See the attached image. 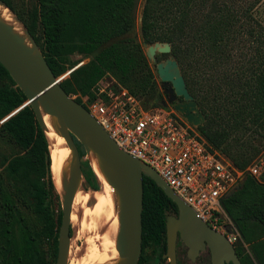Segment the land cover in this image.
Here are the masks:
<instances>
[{
	"label": "trees",
	"instance_id": "16d2710c",
	"mask_svg": "<svg viewBox=\"0 0 264 264\" xmlns=\"http://www.w3.org/2000/svg\"><path fill=\"white\" fill-rule=\"evenodd\" d=\"M261 1L143 0L139 43L130 36L136 0H35L27 16L0 0L54 77L71 70L59 86L78 95L79 104L109 74L144 109L159 107L162 96L142 43L168 44L167 56L203 117L199 135L240 170L264 147V25L252 13ZM73 55L90 59L74 68ZM24 102L0 66V139L16 150L0 155V264H54L60 200L44 134L28 105L18 109ZM141 181L144 241L158 237L163 213L174 204L146 176ZM222 207L247 246L246 264H264V182L246 177Z\"/></svg>",
	"mask_w": 264,
	"mask_h": 264
},
{
	"label": "water",
	"instance_id": "95a60500",
	"mask_svg": "<svg viewBox=\"0 0 264 264\" xmlns=\"http://www.w3.org/2000/svg\"><path fill=\"white\" fill-rule=\"evenodd\" d=\"M0 5L13 15L3 3L0 2ZM13 17L22 26L14 15ZM22 28L31 48L25 47L21 38L13 35L7 26L0 23V66L25 97V102L18 109L27 105L30 107L34 119L45 137V128L39 109L41 107L43 113L56 119L55 134L63 140L65 147L70 149L68 177L62 179V193L56 192L60 200V223L57 231L54 264L66 263V253L70 242V210L74 192L78 187L83 191L89 189L85 182L80 181L79 155L74 141L84 149V152L92 151L97 156L98 165L105 179L117 193L118 232L115 239L117 260L113 264H136L138 260L141 243V179L143 175L150 179L176 206L179 219L186 218L193 224H203L185 204L171 193L156 173L120 151L84 107L64 93L59 82L71 70L59 77H54L40 51L23 26ZM142 46L145 47L147 56L152 57L153 60L156 53H169V46L166 43L149 45L142 43ZM168 57L169 59L164 62L156 63L157 78L161 84L171 83L175 94L184 102L175 105V112L187 123L197 128L203 122V117L187 93L176 62L170 56ZM245 178L242 177L237 184L233 185L223 199L225 200L235 192ZM189 240L192 243L195 241V237L191 236ZM185 241L188 243V239ZM208 245L212 255L211 264H223L228 261H231L232 264H239L231 247L222 236L219 235L215 242H208ZM172 246L173 237L168 235V254H172ZM170 258L172 259V257Z\"/></svg>",
	"mask_w": 264,
	"mask_h": 264
},
{
	"label": "built area",
	"instance_id": "2783aa9c",
	"mask_svg": "<svg viewBox=\"0 0 264 264\" xmlns=\"http://www.w3.org/2000/svg\"><path fill=\"white\" fill-rule=\"evenodd\" d=\"M90 94L80 105L120 151L156 173L200 222L229 243L240 241L223 210V197L242 177L264 182V147L240 170L210 149L197 128L174 110L144 109L109 74L92 85ZM68 97L75 100L78 95Z\"/></svg>",
	"mask_w": 264,
	"mask_h": 264
},
{
	"label": "bare ground",
	"instance_id": "6f19581e",
	"mask_svg": "<svg viewBox=\"0 0 264 264\" xmlns=\"http://www.w3.org/2000/svg\"><path fill=\"white\" fill-rule=\"evenodd\" d=\"M0 23L7 26L13 35L21 38L25 47L31 48L24 30L20 29L13 15L2 5H0ZM39 109L45 128L51 179L55 190L61 194L62 179L68 177L70 149L66 148L63 140L55 134L56 119L43 113L41 107ZM86 154L99 182L100 190L83 191L77 188L74 192L70 222L76 220V210H78L82 214L80 227L83 230H89L91 236L90 233L88 238L83 236L86 239L83 240L81 247L73 251L68 248L66 262L71 259L74 264H113L117 260L115 239L118 232V197L116 191L105 179L98 165L97 156L92 151H88ZM98 179L101 180L102 184ZM72 241L70 240L69 246H71Z\"/></svg>",
	"mask_w": 264,
	"mask_h": 264
},
{
	"label": "flooded vegetation",
	"instance_id": "af4514ba",
	"mask_svg": "<svg viewBox=\"0 0 264 264\" xmlns=\"http://www.w3.org/2000/svg\"><path fill=\"white\" fill-rule=\"evenodd\" d=\"M163 215L164 220L158 237L155 236L150 240L144 239V241L141 239L136 264H211L212 255L208 242H215L220 234L205 224H193L186 218L179 219V212L175 205H168ZM168 235L173 237L172 254H168L167 250ZM191 236L195 237L192 243L189 240ZM222 237L225 239L224 236ZM185 239H188V243ZM226 242L231 247L238 263L246 264L244 260L246 254L238 243H229L227 240ZM223 264L232 263L228 261Z\"/></svg>",
	"mask_w": 264,
	"mask_h": 264
},
{
	"label": "rangeland",
	"instance_id": "374dc122",
	"mask_svg": "<svg viewBox=\"0 0 264 264\" xmlns=\"http://www.w3.org/2000/svg\"><path fill=\"white\" fill-rule=\"evenodd\" d=\"M11 1L17 10H19L21 7L23 8L24 16H27L30 14L31 9L34 7V4H35V0H11ZM142 3H143V0H136L135 9H134V18H135L134 29L130 33V36L134 37L136 39V41H138L139 43H141V40L139 38L138 28H139V15H140ZM252 13H253L254 17L257 18L264 25V0H262L260 2V4L253 10ZM19 26H20V29L23 30V28L21 27L20 24H19ZM142 49H143L144 54L146 55V59L149 63L150 69L152 70V72L155 76V79L158 83V90L162 96V101L159 102V107L169 108V109L174 110L175 105L180 104V103H184V102L181 98H179L175 94V90L172 87L171 83L161 84L159 82L157 75H156V72H155L156 63L164 62L166 59H169V57L167 56V54L156 53L154 55V60H153L152 57L147 56L146 49L144 46H142ZM71 59L73 61H77V64L75 67H78L79 65L85 64L90 58L89 57H82V56H78V55H73L71 57ZM74 142L76 144V147H77V150L79 153V168H80V175H81L80 181L86 183L87 187L89 188L88 190H93L92 187H95L96 191L100 190L99 182L97 181L95 174H94V171L90 165L88 155L86 154V152H84V149L76 141H74ZM15 151L16 150L12 145H10L9 143L0 139V155L10 157L13 154H15ZM98 180H100V179H98ZM100 183H101V180H100ZM78 189H80V187H78ZM76 212H77L76 213V220L74 222L69 223V237H70L71 241L72 240L74 241V243L72 241L71 246L68 247V248H70V251H73V250L81 247L83 245V242H84L83 240H85L86 238L91 236V232H89V230H83L80 227L82 214L78 210H76ZM58 213H60V209H59ZM84 231H86V232H84ZM236 231L239 235V231L237 229H236ZM83 236L86 238L84 239ZM239 237H240V235H239ZM237 243H238V245H240L242 247V249L244 250V252L246 254L247 246L242 244L241 240L238 241ZM49 245H50L49 242H45V244L43 245V249L46 252L47 261L49 263H51L53 259H52V256H51V253L49 250V247H50ZM69 245H70V242H69ZM66 264H74V262L70 259V260H68V262H66ZM254 264H256V263L254 262Z\"/></svg>",
	"mask_w": 264,
	"mask_h": 264
}]
</instances>
